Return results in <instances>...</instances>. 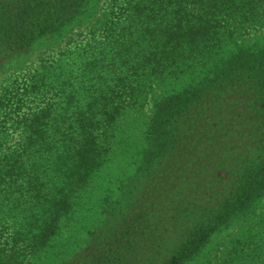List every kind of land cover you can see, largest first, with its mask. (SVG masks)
I'll return each instance as SVG.
<instances>
[{"label": "trees", "instance_id": "16d2710c", "mask_svg": "<svg viewBox=\"0 0 264 264\" xmlns=\"http://www.w3.org/2000/svg\"><path fill=\"white\" fill-rule=\"evenodd\" d=\"M91 1L0 0V69ZM107 3L101 37L91 29L74 57L63 51L54 68L46 60L20 80L0 73V264H55L66 222L129 111L264 24V0ZM144 142L89 246L57 264L192 263L264 194V45L240 46L155 99Z\"/></svg>", "mask_w": 264, "mask_h": 264}, {"label": "rangeland", "instance_id": "374dc122", "mask_svg": "<svg viewBox=\"0 0 264 264\" xmlns=\"http://www.w3.org/2000/svg\"><path fill=\"white\" fill-rule=\"evenodd\" d=\"M107 4V0H92L86 11L71 25L63 28L59 33L48 35L32 48L3 62L6 65L0 69V73L5 71L6 74L3 76L7 78L9 73L14 71L18 75L17 79L20 80L23 75L28 77L36 69L42 70L41 62L45 63L46 60L51 63L50 67L54 68L63 51L74 50L69 54L70 58L74 57L77 51L90 41L93 35L91 29L95 30L94 34L97 38L101 37L103 29L100 17ZM262 45H264V24L251 27L248 32H242L233 40H225L215 48V55L210 61L197 63L180 78L155 86L148 94L143 107L129 111L126 121L122 123L117 133L114 154L81 193L79 203L62 231V240L57 244L58 247L62 246L61 255L56 256L57 260L52 256L51 261H56L52 263L57 264L63 258L79 255L89 246L90 231L104 217L105 199L118 197L121 181L134 171L145 145L144 136L154 100L160 98L162 94L193 84L206 74L214 63L216 65L221 57L236 48ZM17 138L16 131L11 139L9 137V143H14ZM261 257H264V194L246 211L236 215L228 226L214 234L198 257L189 264H263L258 259Z\"/></svg>", "mask_w": 264, "mask_h": 264}]
</instances>
